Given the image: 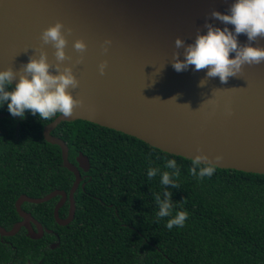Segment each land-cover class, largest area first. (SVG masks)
<instances>
[{"label": "water", "instance_id": "water-1", "mask_svg": "<svg viewBox=\"0 0 264 264\" xmlns=\"http://www.w3.org/2000/svg\"><path fill=\"white\" fill-rule=\"evenodd\" d=\"M210 1L215 0H0V71L9 67L19 71L30 57L38 58L34 49L41 47V33L62 22L73 29L66 48L73 60L64 65L72 66L80 81L78 89L69 91L84 101L74 116L59 113L43 131L48 143L60 147L62 166L75 176L69 193L54 190L39 198L21 195L15 203L21 221L9 230L0 225L1 238L13 237L22 228L33 240L53 233L23 210L24 203L39 205L59 197L55 222L67 226L74 220L75 194L84 180L81 170L89 171L90 161L83 153L77 164L70 161L68 145L52 134L63 122L87 121L189 160L203 154L215 162L220 155L224 159L217 168L264 175V63L246 65L241 76L230 77L227 84L219 77L209 78L204 87L199 82L206 78L207 69L197 72L190 66L178 73L172 67L174 52L179 51L184 60L183 49L175 48L176 38L187 45L198 32L207 31L201 21L182 13L184 4L198 9ZM226 27L235 30L232 25ZM79 39L88 48L84 62L76 65L80 54L73 45ZM237 39L240 45L248 43L244 34ZM105 40L112 41L107 54L101 47ZM252 46L264 48V38ZM44 51L54 64L55 49L47 45ZM229 58L234 59L235 53ZM104 61L108 68L101 76L99 65ZM67 202L68 216L61 218L60 210Z\"/></svg>", "mask_w": 264, "mask_h": 264}, {"label": "trees", "instance_id": "trees-1", "mask_svg": "<svg viewBox=\"0 0 264 264\" xmlns=\"http://www.w3.org/2000/svg\"><path fill=\"white\" fill-rule=\"evenodd\" d=\"M58 115L41 120L26 111L16 118L0 104V225L7 230L21 221L15 207L21 195L69 193L74 183L60 147L43 135ZM52 134L66 142L72 163L80 153L90 161V170H81L75 218L67 226L55 222L59 197L24 203L53 233L33 240L22 228L0 236V264H264V175L216 168L200 180L190 174L192 160L87 121L63 122ZM172 159L179 189L162 185L160 173L148 177L149 168L175 172L165 167ZM165 191L173 194L172 215L158 219L154 194L163 199ZM180 211L188 213L184 226L169 230L168 220ZM68 212L69 203L61 218ZM53 243L58 247L51 249Z\"/></svg>", "mask_w": 264, "mask_h": 264}, {"label": "clouds", "instance_id": "clouds-1", "mask_svg": "<svg viewBox=\"0 0 264 264\" xmlns=\"http://www.w3.org/2000/svg\"><path fill=\"white\" fill-rule=\"evenodd\" d=\"M208 19L218 20L224 25H232L235 30L233 32L228 27L221 29L206 22L204 24L206 34L198 32L193 43L186 45L183 39L176 38L175 48L183 49L184 56V60L181 61V53L179 51L173 53L172 67L176 72H184L190 66H194V71L197 72L207 69L206 78L199 82V86L204 87L209 78L219 77L221 83L227 84L230 77L241 76L246 65L264 63V48L252 46L259 38H264V0H234L228 9V14L212 11ZM241 34L248 38V43L245 45H240L238 42L237 38ZM71 35H73L72 28L66 27L62 22L55 23L41 33V47L34 49L35 53H38V58L37 55L30 57L29 62L19 71L11 67L0 71V104L7 103L8 111L13 117L24 118L25 112L30 111L34 116L38 114L41 120H49L57 113L70 118L75 115L77 108L83 107L84 101L75 99L69 91V89H78L80 81L74 75L73 67L64 65L65 61L73 60V57L66 53L68 37ZM111 44V40L104 41L101 46L104 54L108 53ZM47 45L55 49L54 64L49 63L48 53L44 51V46ZM73 48L80 54L75 64L80 65L84 62V53L87 52L88 46L79 39L75 41ZM232 53H235L234 59L229 58ZM107 68V61L99 65L101 76L106 74ZM17 80L13 88V81ZM8 88L13 90H6ZM172 99L176 100L177 97ZM228 114L231 115V111ZM223 159V156L218 155L213 162L207 155H196L192 159L190 174L200 180L204 177L210 178ZM165 167L175 172L161 173L158 167L149 168V179L160 173L162 185H171L179 189V185L173 179L174 176L179 177L176 160H168ZM172 195L171 191H165L164 198L161 199L159 194H154L155 203L159 206V211L156 213L158 219L172 215ZM187 219L188 213L180 211L168 220L166 227L169 230L174 226L183 227Z\"/></svg>", "mask_w": 264, "mask_h": 264}, {"label": "bare ground", "instance_id": "bare-ground-1", "mask_svg": "<svg viewBox=\"0 0 264 264\" xmlns=\"http://www.w3.org/2000/svg\"><path fill=\"white\" fill-rule=\"evenodd\" d=\"M234 3V1H210L207 2L203 5H201L200 7L195 8L192 5H189V3H185L184 4V9H182V13L187 17V18H194L197 19L198 21H201L203 24L207 23H211L213 24L215 27H226L229 25H224L223 23H221L218 20H214V19H208L210 13L212 11H218L221 14H228V9L230 7V5Z\"/></svg>", "mask_w": 264, "mask_h": 264}, {"label": "flooded vegetation", "instance_id": "flooded-vegetation-1", "mask_svg": "<svg viewBox=\"0 0 264 264\" xmlns=\"http://www.w3.org/2000/svg\"><path fill=\"white\" fill-rule=\"evenodd\" d=\"M16 118H19V117H16ZM82 176H83V178L85 177V175H82ZM68 203H69V202H67L66 204H68ZM56 204H57V203H56ZM66 204H65V205H66ZM65 205H64V206H65ZM67 216H68V215H67ZM2 239H3V238H2Z\"/></svg>", "mask_w": 264, "mask_h": 264}]
</instances>
